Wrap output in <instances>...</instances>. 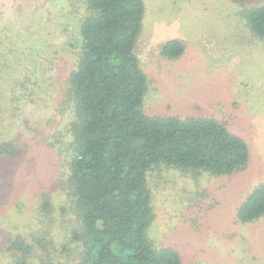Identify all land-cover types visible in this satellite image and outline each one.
Segmentation results:
<instances>
[{
    "label": "rangeland",
    "instance_id": "374dc122",
    "mask_svg": "<svg viewBox=\"0 0 264 264\" xmlns=\"http://www.w3.org/2000/svg\"><path fill=\"white\" fill-rule=\"evenodd\" d=\"M143 2L135 53L148 82L144 110L213 118L248 147L245 164L230 173L164 167L149 183L147 236L182 264H264V215L238 218L264 183V36L245 13L264 0ZM87 14L84 0H0V141L17 140L24 151L21 159L0 156V264L16 259L2 252L7 240L30 233L51 241L50 264H77L62 191L73 155L74 105L65 88ZM169 39L182 43L178 56L161 54ZM45 195L50 210L39 212Z\"/></svg>",
    "mask_w": 264,
    "mask_h": 264
},
{
    "label": "trees",
    "instance_id": "16d2710c",
    "mask_svg": "<svg viewBox=\"0 0 264 264\" xmlns=\"http://www.w3.org/2000/svg\"><path fill=\"white\" fill-rule=\"evenodd\" d=\"M84 2L88 14L79 30L81 50L65 88L74 105L73 155L62 191L76 229L67 220L62 224L77 244L72 257L77 264H182L178 252L156 249L147 236L149 183L168 166L197 174L233 172L245 164L248 147L213 118L147 113V76L135 53L143 0ZM245 13L251 30L264 36V4ZM160 50L174 57L183 45L169 39ZM23 152L17 140L0 141V156L21 159ZM48 201L45 195L37 202L39 212L50 210ZM262 215L264 183L253 187L238 208L242 221ZM50 245L46 235L20 234L8 239L2 252L16 258L8 264H42Z\"/></svg>",
    "mask_w": 264,
    "mask_h": 264
}]
</instances>
